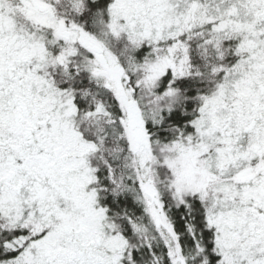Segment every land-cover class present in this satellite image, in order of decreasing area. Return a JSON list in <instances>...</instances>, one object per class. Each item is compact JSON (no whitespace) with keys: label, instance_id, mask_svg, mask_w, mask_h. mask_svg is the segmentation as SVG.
Here are the masks:
<instances>
[{"label":"snow or ice","instance_id":"obj_1","mask_svg":"<svg viewBox=\"0 0 264 264\" xmlns=\"http://www.w3.org/2000/svg\"><path fill=\"white\" fill-rule=\"evenodd\" d=\"M0 264H264V0H0Z\"/></svg>","mask_w":264,"mask_h":264}]
</instances>
